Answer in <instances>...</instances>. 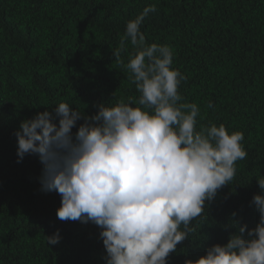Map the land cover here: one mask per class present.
Wrapping results in <instances>:
<instances>
[{
  "label": "trees",
  "instance_id": "obj_1",
  "mask_svg": "<svg viewBox=\"0 0 264 264\" xmlns=\"http://www.w3.org/2000/svg\"><path fill=\"white\" fill-rule=\"evenodd\" d=\"M150 4L156 11L141 30L149 44L174 49L172 66L187 78L183 102L200 108L197 127L242 131L248 151L168 264L195 261L240 225L258 223L252 198L260 192L256 175L264 176V0H0V264H105L101 229L58 219L61 196L40 190L37 156L17 163L14 132L61 101L90 116L94 105L138 98L113 50L126 23ZM121 59L126 64L128 54ZM57 229L60 242L47 244Z\"/></svg>",
  "mask_w": 264,
  "mask_h": 264
},
{
  "label": "clouds",
  "instance_id": "obj_2",
  "mask_svg": "<svg viewBox=\"0 0 264 264\" xmlns=\"http://www.w3.org/2000/svg\"><path fill=\"white\" fill-rule=\"evenodd\" d=\"M155 11L150 4L129 20L113 50L138 98L94 105L90 116L61 101L14 132L17 163L37 156L40 190L61 196L58 219L101 229L105 264H168L177 245L195 232L193 221L206 202L234 182L237 162L248 157L242 131L229 132L223 123L197 127L200 108L183 102L179 89L187 78L172 66L174 49L149 44L141 30ZM207 107L213 108L211 101ZM256 180V226L240 225L227 243L185 264H264V176L258 173ZM61 238L57 229L46 241L56 245Z\"/></svg>",
  "mask_w": 264,
  "mask_h": 264
}]
</instances>
